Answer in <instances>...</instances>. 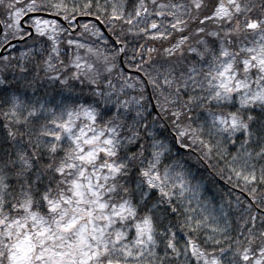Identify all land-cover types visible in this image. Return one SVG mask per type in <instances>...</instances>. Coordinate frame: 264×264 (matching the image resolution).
Returning <instances> with one entry per match:
<instances>
[{
	"label": "snow or ice",
	"instance_id": "1",
	"mask_svg": "<svg viewBox=\"0 0 264 264\" xmlns=\"http://www.w3.org/2000/svg\"><path fill=\"white\" fill-rule=\"evenodd\" d=\"M0 17V264H264V0Z\"/></svg>",
	"mask_w": 264,
	"mask_h": 264
},
{
	"label": "trees",
	"instance_id": "2",
	"mask_svg": "<svg viewBox=\"0 0 264 264\" xmlns=\"http://www.w3.org/2000/svg\"><path fill=\"white\" fill-rule=\"evenodd\" d=\"M51 18H54V17H51ZM0 19H2V17H0ZM0 25L2 26V30H3V24L0 23ZM190 163L192 164V166L194 168L198 169L199 172L202 174V177L204 178V182H205V185H206V187L208 189V194L209 195H212L213 192H214V187H213V184H212L213 180H215L217 185H221V186L227 187L226 185H224V182L219 179V177L213 176L211 174L210 170H208L205 165L197 163L196 159H195V155H193L192 159L190 160ZM217 199H219V196H217Z\"/></svg>",
	"mask_w": 264,
	"mask_h": 264
},
{
	"label": "water",
	"instance_id": "3",
	"mask_svg": "<svg viewBox=\"0 0 264 264\" xmlns=\"http://www.w3.org/2000/svg\"><path fill=\"white\" fill-rule=\"evenodd\" d=\"M2 31V26L0 25V32Z\"/></svg>",
	"mask_w": 264,
	"mask_h": 264
}]
</instances>
